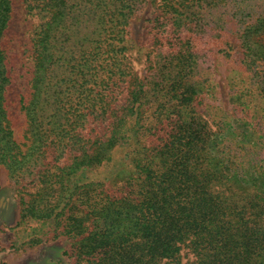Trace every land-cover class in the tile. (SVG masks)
<instances>
[{"label":"trees","instance_id":"16d2710c","mask_svg":"<svg viewBox=\"0 0 264 264\" xmlns=\"http://www.w3.org/2000/svg\"><path fill=\"white\" fill-rule=\"evenodd\" d=\"M136 1H38L48 19L35 36L36 59L47 74L54 64L70 68L66 78L74 81V94L54 99L55 104L62 101L57 107L62 115L51 121L52 127L37 131L36 138L32 134L33 143L24 151L14 138L7 103L12 75L3 37L12 0H0V163L16 185L27 172L44 165L30 199L21 197L24 207L18 224L29 216L54 219L71 240L65 253L73 264H182L187 256L188 264H264V149L221 146L217 139L212 144V127L195 105L197 85L184 80L186 67L196 61L191 48L170 51L175 64L170 61L162 72L164 79L154 77L147 88L134 77L131 84L138 83L129 89L121 114L105 96L102 86H109L122 70L118 54L127 46L115 40L125 41V27L139 9ZM160 1L162 12L170 14L173 32L182 15L203 7L200 0ZM90 18L94 27L82 34ZM255 22L241 33L242 60L264 98V16ZM72 24L83 37L78 52L67 49L70 38L62 35ZM186 36L177 32L173 39ZM166 37L159 39L163 46ZM184 43L190 46L189 40ZM64 82L57 79L55 85L62 89ZM150 95L156 97L154 122L145 118ZM71 98L76 101L67 106ZM36 106L23 105L29 123L37 119ZM94 115H111L109 137L94 140L91 151L82 147L69 163L46 164L50 149L59 161L58 150L69 147ZM137 133L145 142L126 155L129 161L121 158L118 168V154ZM84 170L88 177H81Z\"/></svg>","mask_w":264,"mask_h":264},{"label":"rangeland","instance_id":"374dc122","mask_svg":"<svg viewBox=\"0 0 264 264\" xmlns=\"http://www.w3.org/2000/svg\"><path fill=\"white\" fill-rule=\"evenodd\" d=\"M38 1L12 0L11 19L3 37L12 75L7 101L9 119L14 138L24 151L33 143L32 134L35 133L36 138L37 131L52 127L53 122L58 121L62 115L57 108L62 105V101L55 104L54 99L74 90L70 87L74 81L68 82L66 78L70 68H59L54 64L47 74L36 59L35 36L48 19L43 4L38 6ZM200 1L203 7L182 15L183 20L173 32L174 24L170 20V14L162 12L160 0H137L139 9L125 27V41L118 44V40H115L116 45L126 44L127 47L123 53L118 54L122 70L108 81L109 86H102L106 88L105 96L118 114H121L128 103L129 89L138 83L131 84L134 77L143 80L144 88L150 85L149 82L152 83L154 77L159 81L158 75L161 80L164 79L162 72L172 61L170 51L190 47L195 53L196 61L186 67L188 75L184 80L187 84L197 85L195 105L198 113L212 127V144H216L217 139L221 146L227 143L231 146L248 144L255 147L256 151L264 149V98L257 78L251 79L250 71L244 65V49L241 46V33L246 25L264 16V0ZM30 3L36 7L30 8ZM93 27L94 20L90 18L83 25L82 34L88 33ZM255 30L248 31L246 36H251ZM177 32L187 36L184 39H173ZM82 34L75 31L74 24L70 29H64L62 35L70 38L65 44L67 49L80 51L79 39ZM165 37L166 43L163 46L159 39ZM188 40L190 46L184 43ZM82 44L84 46V42ZM191 63L192 60H188V64ZM176 69L173 70L174 74ZM103 77L101 73L99 80ZM62 78L65 82L63 88L59 89L55 81ZM89 85L94 84L91 82ZM86 90L87 93L92 92ZM148 98L151 103L145 107V118L147 122H154L156 115L153 105H156V97L150 95ZM75 101L76 99L71 98L67 106ZM30 102L37 103L35 123H29L23 109L24 103ZM110 116H92L81 135L76 136L81 139L71 140L66 137L65 140H71L72 144L58 150L62 155L60 160H56L57 153L51 148L45 163L54 160L50 166L56 162L64 165L71 162L82 147L88 151L93 150L94 140H106L109 137ZM128 141L125 145L127 147L116 156L119 159L118 168L121 166V158L129 161L126 155L137 149L138 143L143 144L145 137L142 133H137ZM42 162L44 163L43 158ZM41 167L44 168V165H38L37 170H32L33 174L27 172L21 183L16 185L8 168L0 163V264H73L72 257L65 253L71 247V240L54 219L44 221L36 216H29L24 223L18 224L24 207L21 197L25 201L30 199L36 190L38 169ZM88 174L84 170L81 177H88ZM188 257L184 258L182 264H188Z\"/></svg>","mask_w":264,"mask_h":264}]
</instances>
